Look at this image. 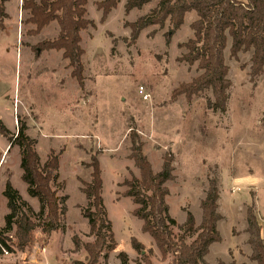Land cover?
Instances as JSON below:
<instances>
[{"label": "rangeland", "instance_id": "obj_1", "mask_svg": "<svg viewBox=\"0 0 264 264\" xmlns=\"http://www.w3.org/2000/svg\"><path fill=\"white\" fill-rule=\"evenodd\" d=\"M98 1L87 0L86 19L94 27L80 33L84 91L70 76L58 52H35L39 43L56 38L57 23L31 36L28 32L34 27L25 23L28 14L20 9L22 0L17 4L10 0L5 5L10 16L6 23L11 29L0 36V120L8 129L14 123L12 134L16 133V117L26 123V134L35 140L41 163L50 151L60 155L58 181L64 188L58 195L68 200L63 231L44 242L37 229L36 244L25 252L16 249V240L9 234L7 242L14 255L0 264H34L29 261L34 252L42 253L38 259L44 264L49 259L48 264H53L54 257L56 264L83 261L82 248L77 253L66 249H72L73 235L82 244L92 240L88 222L80 214L87 203L80 181L90 180L91 169L86 165L91 156H96L100 165L102 198L117 243L116 250L100 264H120L119 252L128 255V264H143L131 248V237L143 244L146 252L152 251V264L171 263V256L163 260L149 235L141 232L142 222L133 216L137 206L124 196L127 188L123 182L139 178L128 158L131 129L139 135L154 173L161 170L166 154L173 156V180L165 184L169 191L165 201L178 225L185 222L186 212L193 215L196 226L200 224V202L208 181L216 180L221 241L210 246L206 264H255L249 259L246 210L253 207L264 239V73L251 82V52L240 53L237 60L230 58L228 39L224 58L231 87L226 112L209 108L213 100L210 91L190 102L183 95L173 98L180 84L191 82L201 73L196 64L190 67L179 61L186 53L179 45L193 37L190 25L196 20L195 14H186L183 25L169 40L170 26L166 22L162 29L146 28L129 44L126 22L149 14L158 0L128 14L124 11L127 0H121L103 22L96 8ZM12 26L19 34L18 41ZM14 90L18 97H13ZM7 150L6 139L0 135V231L9 214L3 196L7 180L32 209L31 219L41 225L39 204L27 195L21 181L19 148ZM172 231L176 238L183 235L178 227ZM192 240L184 236L186 243ZM62 249L64 255L58 254Z\"/></svg>", "mask_w": 264, "mask_h": 264}, {"label": "trees", "instance_id": "obj_2", "mask_svg": "<svg viewBox=\"0 0 264 264\" xmlns=\"http://www.w3.org/2000/svg\"><path fill=\"white\" fill-rule=\"evenodd\" d=\"M8 1L10 0H0V31L4 29V21L8 18L5 10ZM120 1L96 2V8L101 13L100 22L107 18ZM151 1L127 0L124 11L128 14L134 9L140 10ZM86 5L87 0H22L20 7L28 14L25 23L34 27L28 32L31 36H37L50 23H57L56 38L39 43L35 52H61L62 59L68 62V68L71 69L70 76L81 91H84V69L81 61L84 51L80 46V33L88 27H94L93 22L86 19ZM191 12L196 15V20L190 25L193 37L179 45V48L186 51L179 61L190 67L196 64L201 73L191 82L180 84L173 91L172 97L183 95L190 102L193 97L210 91L213 100L209 103V108L223 114L227 109L228 90L231 87L224 58L228 39L230 58L237 60L240 53L251 52V82L264 73V0H160L149 14L132 23L126 22V27L130 30L129 44L134 43L146 28L157 26L162 29L166 22L170 26L167 35L169 40V36L183 25L186 14ZM16 122V133L12 134L0 121V135L8 142V150L13 146L19 148L21 181L26 185L27 195L37 200L43 222L37 225L31 219L29 214L32 209L7 180L3 196L9 214L4 217L5 226L0 231V241L5 244L7 236L13 234L16 249L25 252L36 244L37 229L44 242L49 241L52 234L63 231L68 197L58 195L64 188V183L58 181L60 155L50 151L46 161L41 163L35 140L26 134V123L19 117H16ZM129 141L128 158L138 170L139 178L123 182L127 188L124 196L137 206L133 216L142 222L141 232L149 235L163 260L171 256L170 264H206L205 257L210 246L221 241L217 230V223L222 217L218 213L219 191L216 180L208 181L205 197L200 202V224L196 226L193 215L186 212L185 222L178 225L170 216L165 201L169 194L165 184L173 180L172 154L168 153L163 157L161 170L154 173L143 153V143L133 129L129 132ZM86 166L91 169V173L88 182L80 181L81 192L87 202L86 208H82L80 214L88 222V236L92 240L82 244L77 235L72 236L73 251L78 252L82 248L85 258L83 261L74 260L70 264H100L101 259L106 261L108 255L117 248L102 198L103 182L96 156H91L90 163ZM174 227L180 228L183 235L176 238L172 231ZM246 233L251 251L250 261L264 264L261 228L252 206L246 210ZM184 236L193 240L186 243ZM130 245L141 256L143 264H152L149 258L151 250L146 252L144 245L133 237ZM117 259L120 264H128L125 252H119ZM218 264L226 263L219 261Z\"/></svg>", "mask_w": 264, "mask_h": 264}, {"label": "crops", "instance_id": "obj_3", "mask_svg": "<svg viewBox=\"0 0 264 264\" xmlns=\"http://www.w3.org/2000/svg\"><path fill=\"white\" fill-rule=\"evenodd\" d=\"M154 0H152L150 3H152ZM160 0H158L156 3H155V6L152 8V10L157 6V4H158V2H159ZM8 2H10V1H8ZM7 2V3H8ZM19 2V0H16V4ZM20 2H21V0H20ZM127 2V1H126ZM125 2V3H126ZM6 3V4H7ZM150 3H148V4H150ZM5 4V5H6ZM15 4V5H16ZM147 4V5H148ZM146 5H144L141 9H143L144 7H145ZM5 10H6V6H5ZM134 10H136V9H134ZM191 13H194V12H191ZM6 14H7V16H8V18L4 21V29L2 30V31H0V36H2V34H7V33H9V31H10V29L11 28H8L7 27V23L6 22H9L10 21V16H9V14L6 12ZM22 14V13H21ZM195 14V13H194ZM15 16H16V14H15ZM196 16V15H195ZM14 21V20H13ZM12 28L15 30V32H16V41H18V38H19V34L17 33V30H16V27H13L12 26ZM18 43V42H17ZM47 52H49V53H51V52H54L53 50L52 51H47ZM55 52H57V51H55ZM59 53V58H60V60L61 61H64V67H66L67 69V71H68V73L70 74V72H71V69L70 68H68V62L66 61V60H63L62 59V53L61 52H58ZM16 95H17V97H18V93H17V91L16 90H14V94H13V97H16ZM13 120H14V117H13ZM2 123H3V121L2 120H0ZM4 124V123H3ZM5 126V125H4ZM6 127V126H5ZM7 128V127H6ZM13 128H14V123H13ZM13 128H7L9 131L10 130H12ZM7 142V141H6ZM7 148H8V142H7ZM8 151V150H7ZM89 231V230H88ZM87 231V232H88ZM263 240V243H264V239H262ZM87 243V242H86ZM71 248V247H70ZM70 248H67L66 250H74V247H73V245H72V249H70ZM64 250L65 249H62V251H60L58 254H60V255H64ZM74 253H77V252H74ZM41 254L42 253H40L39 254V252L38 253H36V252H34L31 256H30V258H29V261H31V260H33V263L34 264H42L43 262L41 261V259L39 258L38 259V256H41ZM44 254V253H43ZM128 256V255H127ZM49 260H51V259H49ZM49 260H45L46 261V263H47V261H48V263L50 262ZM84 260V259H83ZM78 261H81V260H78ZM47 263V264H48ZM52 263L53 264H56L57 263V259L54 257V259H53V261H52ZM71 263V262H70ZM69 263V264H70ZM254 263V262H253ZM44 264V263H43ZM256 264V263H255Z\"/></svg>", "mask_w": 264, "mask_h": 264}, {"label": "built area", "instance_id": "obj_4", "mask_svg": "<svg viewBox=\"0 0 264 264\" xmlns=\"http://www.w3.org/2000/svg\"><path fill=\"white\" fill-rule=\"evenodd\" d=\"M141 94H143V89H140ZM143 98L147 100L148 96L144 95ZM13 250L12 247L8 244L7 241H5V244L0 241V261L3 259L11 258L13 257Z\"/></svg>", "mask_w": 264, "mask_h": 264}, {"label": "water", "instance_id": "obj_5", "mask_svg": "<svg viewBox=\"0 0 264 264\" xmlns=\"http://www.w3.org/2000/svg\"><path fill=\"white\" fill-rule=\"evenodd\" d=\"M30 262L33 263V260H31Z\"/></svg>", "mask_w": 264, "mask_h": 264}]
</instances>
